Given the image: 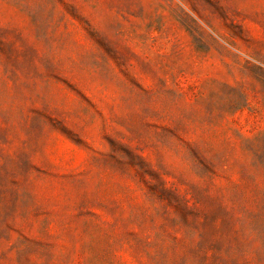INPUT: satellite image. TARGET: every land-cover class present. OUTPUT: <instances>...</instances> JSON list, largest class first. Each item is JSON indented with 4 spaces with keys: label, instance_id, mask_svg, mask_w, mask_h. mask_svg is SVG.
<instances>
[{
    "label": "rangeland",
    "instance_id": "obj_1",
    "mask_svg": "<svg viewBox=\"0 0 264 264\" xmlns=\"http://www.w3.org/2000/svg\"><path fill=\"white\" fill-rule=\"evenodd\" d=\"M0 264H264V0H0Z\"/></svg>",
    "mask_w": 264,
    "mask_h": 264
}]
</instances>
